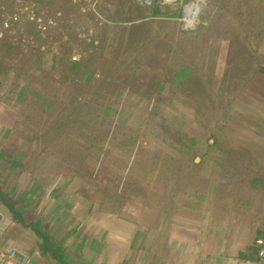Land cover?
<instances>
[{
    "label": "rangeland",
    "instance_id": "1",
    "mask_svg": "<svg viewBox=\"0 0 264 264\" xmlns=\"http://www.w3.org/2000/svg\"><path fill=\"white\" fill-rule=\"evenodd\" d=\"M114 1L41 0L15 23L21 5L0 2V193L27 224L0 253L18 225L67 264H210L222 237L257 244L264 0ZM48 247L28 264H64Z\"/></svg>",
    "mask_w": 264,
    "mask_h": 264
},
{
    "label": "crops",
    "instance_id": "2",
    "mask_svg": "<svg viewBox=\"0 0 264 264\" xmlns=\"http://www.w3.org/2000/svg\"><path fill=\"white\" fill-rule=\"evenodd\" d=\"M109 1L111 3L115 2L114 0H109ZM63 3L64 2H59V5L57 8H60V9H57V10H62L61 8H64ZM102 3H103V0H102ZM42 6L44 8L46 7V5H44V4H42ZM0 203H1V201H0ZM2 205L0 207V209H1L0 210V235H3L5 233V231H8V227L12 225V221L16 220L15 214H13V212L9 208L3 209ZM11 217H13V218H11ZM19 226L20 225H18V227H16V229H13V231L10 233V235H11L10 237L12 239L11 241H13L12 242L13 247L16 248L21 254L28 255L29 257L33 256V254L36 255L37 253L39 256H41V254L44 256V254L41 252V250H40V252H37L35 250V248H33V247H28V248L25 247V244H23L22 241L24 240V238H26V240H28L27 238L30 235H29L28 231L25 229V227H19ZM135 229L136 228L133 226L131 238H134V236H132V235L134 234ZM25 234H28V237L25 236ZM30 240H31V238H30ZM247 241H248V238H246L244 240L241 237L240 239L237 240L236 243H234V245H231V242L229 245V243H227L226 237H222V241H221V245H220L221 249L220 250L216 249V250L212 251L210 254V257H212L210 264H264V256L259 257V255H257L259 252V246L257 244H255V240L253 241L252 244L251 243L248 244ZM217 242L219 244V241H217ZM118 245H119V247H117V248L121 249L122 245L119 243H118ZM110 246H107L104 249V254H108V256L112 254ZM33 250H34V252H33ZM96 251H97V249L94 248V252L96 253V255L103 253V252H96ZM17 264H20V263H17Z\"/></svg>",
    "mask_w": 264,
    "mask_h": 264
},
{
    "label": "built area",
    "instance_id": "3",
    "mask_svg": "<svg viewBox=\"0 0 264 264\" xmlns=\"http://www.w3.org/2000/svg\"><path fill=\"white\" fill-rule=\"evenodd\" d=\"M41 0H31L29 4L25 3V0H17V2L21 5L17 10L11 15L12 19L9 21L11 23L19 22V21H28L35 22L38 19L42 18V15H46V8H40L39 3ZM1 2V0H0ZM42 14V15H41ZM50 23H54V20L49 18ZM5 25L6 27H8ZM4 32L1 31L0 39L3 38ZM257 245L260 247V254L264 255V238H259L256 241ZM22 261V264H28L29 257L25 255H21V253L14 247L3 249L0 253V264H14L19 261Z\"/></svg>",
    "mask_w": 264,
    "mask_h": 264
},
{
    "label": "trees",
    "instance_id": "4",
    "mask_svg": "<svg viewBox=\"0 0 264 264\" xmlns=\"http://www.w3.org/2000/svg\"><path fill=\"white\" fill-rule=\"evenodd\" d=\"M159 8L160 6L157 7L156 10H154L155 13H158L159 12ZM2 192V191H1ZM0 197H1V200L2 202L7 205L8 207L11 208L13 214H15V219H17L19 222L27 225L26 223H24L25 221V215L23 212H20L19 211V208H16V202L18 201H9L8 199H6V195L5 193H0ZM34 231L36 232V234L38 235V237L40 238H43L44 240V243L42 244V248H41V252L44 254V255H47V250L46 248L48 247V244L49 246L51 247H48V250L50 249L52 252H51V255L55 258L57 256H59V258L61 259V261H63V257L61 258V253L64 255H66L67 253L65 252V249L63 248V246L59 243V242H56L54 241L55 238H51L50 237V234H48V232H46L44 229H39L38 227H34ZM53 240V241H52ZM64 264H67L65 261H63Z\"/></svg>",
    "mask_w": 264,
    "mask_h": 264
},
{
    "label": "clouds",
    "instance_id": "5",
    "mask_svg": "<svg viewBox=\"0 0 264 264\" xmlns=\"http://www.w3.org/2000/svg\"><path fill=\"white\" fill-rule=\"evenodd\" d=\"M21 255H25V254H21ZM25 256H28V255H25ZM29 257V256H28ZM30 260V259H29ZM17 263H20L22 264V261L19 259V261ZM17 263H14V264H17ZM29 263V262H28Z\"/></svg>",
    "mask_w": 264,
    "mask_h": 264
}]
</instances>
